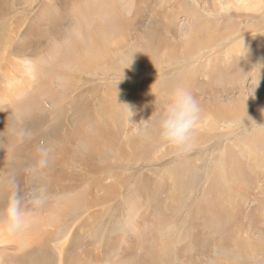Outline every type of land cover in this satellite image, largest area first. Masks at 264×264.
<instances>
[{"label": "rangeland", "instance_id": "rangeland-1", "mask_svg": "<svg viewBox=\"0 0 264 264\" xmlns=\"http://www.w3.org/2000/svg\"><path fill=\"white\" fill-rule=\"evenodd\" d=\"M10 1L0 6V36L7 30L8 35H13L15 45L27 31L29 47L23 58L11 51L6 53V46L1 45L0 66L7 59L28 66L33 60L49 55L44 64L39 58V68L49 66L47 85L51 89L50 84H54V92H59V99L64 100L52 107L45 105L43 98L39 102L42 100L44 109L54 116L59 112L61 137L67 135L66 127H74L70 123L74 117L70 104L77 95L81 96L77 102L86 105L82 116L86 117V124L81 131L95 132L91 125L97 122L103 125L105 133L112 131L116 136L110 150L107 146L102 149L99 143L97 147L86 136L88 151L81 164L69 160L74 158L71 152L76 142L70 146L65 139L59 144L61 148H71L63 154L65 173L71 181L67 179L63 185L74 187L75 190L69 189L72 197L76 191L81 192L79 206L85 212L63 239L58 240L57 235L55 242L56 228L59 222L67 226L73 209L58 218L55 228L48 230L51 235L43 230L37 234L36 241L42 240L45 248L46 264H162V256L166 254L160 253L171 241L176 243L174 248L171 246L174 250L182 251L178 264H188L191 260L203 264H264V144L254 139V134L264 138V4L257 3L253 8L248 6L249 0H241L246 3L238 9L240 4L231 6L229 0L223 8L218 0H101L113 9L116 24L112 23L113 30L108 28L107 32H114L110 35L109 44H112L107 43L99 59L84 62L87 67L81 71L70 53L54 55L49 51L59 46L60 50H70L72 40L81 48L87 47L84 35L90 31L91 24L92 29L97 26L98 31H106L107 27L104 30L102 27L106 16L94 15L97 21L93 23V15L88 14L89 4L97 8L98 0H50L49 3L17 0L16 4ZM44 3L45 10L41 12ZM78 26L84 34L77 30ZM53 32L59 38L51 40ZM44 36H50V41L38 44L36 40ZM147 45L153 53L151 59L142 54ZM132 57L138 61L133 59L131 68H125ZM23 66L22 70L19 67L23 72L18 73L19 78L21 74L27 77L31 74ZM57 80L62 87H57ZM5 83L6 80L0 79L1 85ZM177 87L196 97L203 107L200 116H205L194 132L202 140L193 143L192 150L184 155H177L173 147L162 142L156 128L159 114ZM84 90L86 97L82 96ZM16 97V101H27L24 94ZM100 98L105 112L99 114ZM20 105L18 110L11 108L12 103L2 109L10 118L7 117L3 126L0 123V180L14 171L23 187L28 179L22 169L16 170L15 164L23 161L24 154L31 155L30 145L36 139L31 133L23 140L17 136L18 130L30 123L24 104ZM211 114L226 116L225 120H234L233 124L221 125L219 118L216 120ZM53 120L58 124L57 119ZM4 141L11 145L6 146ZM15 150L18 154L13 153ZM5 188L0 183V189ZM107 191L111 200L103 201ZM55 202L53 195L44 207ZM213 206L222 215L219 226H216L217 216L208 214L211 225L202 215L201 208ZM44 207L30 215L45 216ZM216 227L222 230L220 235L211 234ZM0 229V264H13L20 257L34 264L39 256L38 246H30L22 232L8 233L3 225ZM100 238L112 241L113 247L108 248L103 241L99 243ZM154 238L159 242L157 250L161 248L155 254L145 250L154 244ZM222 249L225 253L221 257Z\"/></svg>", "mask_w": 264, "mask_h": 264}, {"label": "bare ground", "instance_id": "bare-ground-1", "mask_svg": "<svg viewBox=\"0 0 264 264\" xmlns=\"http://www.w3.org/2000/svg\"><path fill=\"white\" fill-rule=\"evenodd\" d=\"M9 0H0V6L1 4L4 2V3H8ZM32 1H35V0H32ZM38 0L35 1V3H37ZM48 3L50 0H46ZM89 1V0H88ZM94 1V0H93ZM97 1V0H96ZM227 0H218V2L220 3L221 7L223 8V6L225 7L226 5V2ZM12 4H16L17 0H12L10 1ZM86 2V1H85ZM229 2H231V6H235V5H239V7H236L238 9H241L243 7V4L245 5L246 2H243L241 0H229ZM3 3V4H4ZM93 3V2H92ZM95 3V2H94ZM97 4V8L96 6H94V4H89L91 5L89 10L86 8V10L89 11L88 14H92V21L93 23H95L96 18L94 20V15H103L104 17L106 16V21L103 20V30L106 28V31H98V27L96 26L95 29H92L90 28V26L92 25H89V29L90 31H85V34L84 35L85 37H87L86 41L87 42V47H83L81 48L80 46H78V44L75 43V41L72 40V47H70L69 49L70 50H60L61 46H59V48H51L49 53H53L54 55H56L57 53L60 54H67V53H70V55L73 56V63L74 64H78L79 66V69H81V71H84V69H86L87 66H85L84 62L85 63H90L92 61H95L96 59H99V57L103 54V51L105 50L106 51V48H107V43L109 44L110 42V35L114 34V32L111 33V31L113 30V28L111 29V26H112V23H115V17H113V9L111 10L112 7H110V5L108 4H105L103 3V1H97L96 2ZM207 3V2H206ZM217 3V2H216ZM257 3L259 4H264V0H249V5L248 6H252L253 8H256L257 7ZM2 4V5H3ZM34 5V3L32 4V6ZM209 6V5H208ZM45 7V3L44 5L42 6L41 5V8L43 9ZM93 7V8H92ZM180 7V6H179ZM241 7V8H240ZM92 8V9H91ZM41 9V10H42ZM85 9V8H83ZM206 12H208V10H206L205 8H203ZM208 9V7H207ZM45 9H43L41 12H44ZM80 10V9H79ZM77 12V14H80V12ZM203 10V11H204ZM40 11V10H39ZM83 11V10H82ZM85 11V10H84ZM87 11V12H88ZM92 11V13H91ZM205 12V13H206ZM40 13V12H39ZM86 11L83 13L85 14ZM82 14V12H81ZM81 14L79 16H81ZM42 15V13H41ZM87 15V14H86ZM88 17H90L89 15H87ZM117 16V15H116ZM82 17V16H81ZM80 17V18H81ZM79 18V17H78ZM85 18V17H84ZM99 18V17H98ZM91 19V17H90ZM91 21V20H90ZM114 21V22H113ZM79 22V21H78ZM87 22L89 23V21L87 20ZM80 24V23H79ZM84 24V23H83ZM116 24V23H115ZM121 25V23H117V25ZM119 25V26H120ZM95 26V25H94ZM115 26V25H114ZM113 26V27H114ZM80 27H81V24H80ZM78 26V29L77 30H81ZM92 27V26H91ZM116 27V26H115ZM85 28V26H84ZM108 28H110V33H107L108 32ZM122 29V27H121ZM28 31H31V28H28ZM76 31V30H75ZM82 31V30H81ZM27 32V31H26ZM26 32L21 36L20 40H18L16 42V44L14 45L13 44V35H8V32L7 30L4 31L3 33L1 32V36H0V46L1 45H5L6 46V53L8 51H11V52H14V54H17L19 57L21 55H23V58L26 57L25 55V51L28 49V41H29V37L26 35ZM57 32V30H56ZM56 32H53V34H50L51 36V40H54V38H59V36H57V33ZM59 32V31H58ZM78 34L80 35V31H77ZM83 32V31H82ZM87 32V33H86ZM216 33V32H215ZM218 33V32H217ZM84 34V32H83ZM43 36V35H42ZM49 36V37H50ZM48 37V36H47ZM41 37L40 39H35L36 42L38 44H40L42 41L45 40V42H49V37ZM116 37V36H115ZM160 40V38H158ZM28 40V41H27ZM80 41V40H79ZM194 42V41H193ZM75 43V44H74ZM80 44V43H79ZM112 44V43H111ZM109 44V45H111ZM84 45V44H83ZM28 46V47H27ZM65 46V45H64ZM27 47V48H26ZM67 48V46H65ZM139 47V46H138ZM147 49L142 52V54L144 53L145 55H147L148 57L151 55H153L151 49H150V45H147L146 46ZM140 48V47H139ZM199 48V46H198ZM55 49V50H54ZM141 49V48H140ZM143 49V48H142ZM136 50V49H135ZM138 50V49H137ZM4 51V53H5ZM117 51V50H116ZM120 51V50H119ZM122 51V50H121ZM139 52H141L140 50H138ZM39 53V52H38ZM121 53V52H120ZM12 55V54H11ZM51 55V54H50ZM81 55H82V58H81ZM49 56V55H48ZM47 56V57H48ZM142 56V55H141ZM140 56V57H141ZM151 56H150V59H151ZM44 57V56H43ZM47 57L45 56L44 58L42 57H39L41 59H43L41 62H43L42 64H44L45 62H47ZM146 57V56H145ZM147 57V58H148ZM39 58L35 61L33 60L32 63H30L28 66L25 65L23 66L25 68V71L26 72H31V74L27 76L25 75H22L21 74V78H19L17 75L18 73H23L21 70V65H18V63L16 61H14L13 59H7L6 62H4L3 66H0V79H4L6 80V83L3 85L0 84V123H2V126L3 124H7L5 123V121L7 122V117H9V114H4V112L2 111L3 108H5V106L7 104H11L12 103V107L13 109H19L20 108V103L24 104L22 106H25L24 108H26V112H27V118H28V121L30 123H28L27 125H25V129L27 130L28 133H31V135H33L36 139V141L32 142L34 145H30V150H31V155L30 156H25L24 154V158H23V161L19 162L18 163L16 162V170L17 169H22V174L24 173L23 170L24 168L29 164L31 163L33 160H34V156H35V147L37 144H39L41 141H46L50 144H54L55 146V153H54V161L50 167V169L45 173V176H44V180L45 182L50 186V198L53 197V195L55 196V201L57 200V202H55L54 205L50 206L51 201H50V204H49V207H44L45 209V216H41L39 217L38 215H41V214H33V215H30V224H29V227L22 231L21 235L22 237H25V240L27 241V243L31 246L33 245H37L38 247L36 248V250L38 249L39 251V256L37 254L36 256V261L34 262V264H46V253L44 252V245L42 244V240L41 242H39V240L36 241V236L37 234H40L39 232L43 230V232H46V234H49L51 235V232H48L49 229L53 228L54 227V223L56 221H58V218L61 219V216L63 213L67 212L68 209L72 210L70 213L72 214L70 216V219L67 223V226L64 224L62 225L63 222H59V226L56 228V236H54V240L56 242V238H58V236H60V239H63L67 236H69V233L73 230L74 226H77V222H79L81 216H83L85 210H82V208H80L81 206H79V202L82 200L81 199V192L78 193V191H76V193L74 194L73 193V197L72 195L70 196V190L72 191L74 189V187H69L68 188L66 186L63 185V182L66 181H71L70 177H68V173L66 174L65 173V167H67L66 165V160L63 159L64 155L63 154H67V152L71 151V148L69 147L68 149H65V147L61 148L59 144H61L65 139L68 140L69 145L72 146V144H75L76 142V145L75 147L73 148V151L74 152H71V154L74 156L73 159H69L71 161V163H78V164H81V162H83L82 160V157L83 155L88 151V148H87V143H86V136H89L93 139V141L95 142L94 144H97V147H98V143L100 144V147L103 149V146H107V150H110V146L112 145V142L113 141V137L115 139V135H113L112 131L111 132H104L105 130L103 129V125H98L96 124L97 122H95V124L91 125L92 129L95 130V132H88L89 134H87V131H81V127L82 125H85L86 124V121L84 119H86V117H82L84 114V109L86 107V105H81L77 102L78 98H80L81 96L78 97L77 96H74V99L73 101H71V104H70V109L73 111V114H74V117H72V121H70L71 124L74 125L73 128H70L69 126L66 127V131L68 130L67 132V137L66 136H62L61 137V133H59L58 131V125L59 123H61L60 119H61V116L59 115V112L55 114V116L52 114V112L48 109H44V105L42 104V100H41V104H40V98H43L44 100V104L45 105H49V106H56L58 105V102L60 101H63L64 99L63 98H60L59 99V96H60V93L59 92H54L55 91V88L53 87L54 84H50V86L52 87L50 89L49 87V84L47 85V77L49 76V72L47 73L46 72V68H49L48 67H44V69H40L39 68ZM136 58V57H135ZM133 58V59H135ZM143 59V58H142ZM149 59V58H148ZM21 62H24L25 59H19ZM47 60V61H46ZM50 60V59H49ZM70 60V58L68 59ZM137 60V58H136ZM147 60V59H146ZM138 61V60H137ZM41 64V65H42ZM52 64V62H51ZM50 64V65H51ZM89 66V65H88ZM20 67V69H19ZM72 67V65H71ZM127 67V66H126ZM21 71V72H20ZM52 71V70H51ZM25 72V73H26ZM47 73V74H46ZM192 73V72H190ZM190 73H189V76H190ZM48 75V76H47ZM185 76H187L185 74ZM62 77V76H61ZM19 78V79H18ZM43 78H45L46 82H43ZM178 78H182V77H178ZM185 78V77H184ZM175 80V79H174ZM185 80V79H184ZM191 80V79H190ZM57 87L60 88L62 87V84L57 80ZM175 83V82H174ZM46 84V85H45ZM177 85V84H176ZM179 85V84H178ZM166 87V86H165ZM169 89V88H168ZM167 89V90H168ZM63 91V90H62ZM171 91V90H170ZM85 92H87V90L85 91L84 90V93L82 94V96H85L86 97V94ZM92 92V91H91ZM22 94H24V99H27V101L25 100L24 102H20V101H16L17 97L16 96H22ZM93 94V92L91 93ZM63 96L65 95L66 97V94L65 92H63L62 94ZM16 97V98H15ZM109 98V96H106ZM16 99V100H15ZM29 99V100H28ZM80 101V99H79ZM102 102V103H101ZM109 102V101H108ZM14 103V105H13ZM84 103H88L86 100L84 101ZM100 108H99V114L100 112H105V109L103 107V99L100 98ZM108 104V103H107ZM20 105V106H19ZM48 106V107H49ZM213 106L212 105H209V107ZM9 107V106H7ZM103 107V108H102ZM106 107V106H105ZM208 107V108H209ZM23 108V109H24ZM28 108V109H27ZM108 108V107H107ZM113 108V107H112ZM115 108V107H114ZM12 109V111H13ZM21 109V110H23ZM52 109V108H51ZM62 111L64 110V108L62 107L61 108ZM4 110V109H3ZM10 110V109H9ZM8 110V111H9ZM25 110V109H24ZM201 110L203 111V107L201 106ZM7 111V110H6ZM49 111V113H47ZM109 111V110H108ZM111 111V110H110ZM109 111V112H110ZM7 113V112H6ZM108 113V112H107ZM152 113V112H151ZM212 113H214V108L212 109ZM18 114H20L18 112ZM25 115V116H26ZM51 115V118H49V116ZM53 115V116H52ZM111 115V114H110ZM153 115V113H152ZM21 116V115H20ZM203 116V115H202ZM209 116V115H208ZM212 116V114H211ZM210 116V117H211ZM24 117V116H23ZM205 117V116H204ZM204 117H201L200 116V120L198 122L197 125H199V123L201 122V119L204 118ZM214 119H217L219 118L220 122L219 124L221 125H224L225 123L229 122V126H231L233 123L231 121H234V120H231V119H226V116H221V115H216V114H213L212 116ZM51 119V121H50ZM53 119H57L58 121V124H54L53 123ZM9 120V119H8ZM63 120V119H62ZM156 120V119H155ZM222 120V121H221ZM111 122V121H110ZM157 122V121H156ZM207 122V121H206ZM9 123V122H8ZM108 124V123H106ZM207 124H205L204 126L206 127ZM1 126V127H2ZM43 126H46L44 127V130H43ZM65 126V125H64ZM61 128V126H59ZM84 127V126H83ZM209 127V125H207V128ZM63 128V127H62ZM61 128V129H62ZM3 129V128H2ZM61 129H59L61 131ZM73 129V130H72ZM206 130V129H204ZM3 131V130H2ZM15 131V130H14ZM116 133V132H115ZM118 133V131H117ZM123 133V136L125 137V133L124 131L122 132ZM5 134V132H4ZM119 134V133H118ZM121 134V133H120ZM15 135V134H14ZM254 139L256 141H259L260 143H263L264 144V138H260V136L258 137L256 134H254ZM9 136V135H8ZM17 136H18V133H17ZM128 136V135H127ZM7 137V136H6ZM31 137V136H30ZM66 137V138H65ZM264 137V136H263ZM13 138V137H12ZM80 138V139H79ZM202 136L199 138V134L198 133H194V141L193 143L195 144H199L200 141L202 140L201 139ZM15 139V138H14ZM30 139V138H29ZM201 139V140H200ZM12 140V139H11ZM15 141V140H13ZM160 141V140H159ZM8 142V141H7ZM7 142L4 141V144L6 146H8L9 144H7ZM85 144L87 145L86 146V149L84 151H81L79 149V145L81 144ZM1 144V143H0ZM56 144V145H55ZM11 145V144H10ZM59 146V147H58ZM8 148V147H7ZM25 148V147H24ZM263 148H264V145H263ZM3 149H4V146H3ZM3 149H1V151H3ZM14 149V148H13ZM21 149V148H20ZM19 149V150H20ZM7 151V150H6ZM8 152H10V150H8ZM15 152V154H18V150H15L13 151V153ZM102 152V151H101ZM21 153H22V149H21ZM30 153V152H29ZM1 154V153H0ZM3 154V153H2ZM5 154V153H4ZM12 154V153H11ZM70 154V153H68ZM221 154V152H220ZM222 155V154H221ZM97 156V154H96ZM212 156V155H211ZM210 156V157H211ZM215 156V155H214ZM213 156V157H214ZM85 157V156H84ZM8 158V156H7ZM62 158V159H61ZM93 158V157H92ZM211 159V158H210ZM7 160V159H6ZM213 160V159H212ZM8 161V160H7ZM69 161V162H70ZM92 161V160H90ZM2 162V161H1ZM3 163V162H2ZM11 163H13L11 161ZM1 165V164H0ZM3 165V164H2ZM85 165V164H84ZM13 166H14V163H13ZM2 167V166H0ZM5 167V166H4ZM7 167V166H6ZM239 168V164L236 165V168ZM92 168V167H91ZM1 169V168H0ZM3 169V168H2ZM6 170H8V168H6ZM10 170V169H9ZM19 171V170H18ZM87 171V170H86ZM89 171V170H88ZM240 171V170H239ZM1 172V171H0ZM2 173V172H1ZM8 173V172H7ZM1 175V174H0ZM4 175V174H3ZM2 175V176H3ZM24 175V174H23ZM18 176V174H17ZM25 176V175H24ZM4 177V176H3ZM27 178V177H26ZM21 179H22V176H21ZM20 179V180H21ZM28 180L26 181V183H29L30 180L29 178H27ZM22 182V180H21ZM20 182V183H21ZM149 182V181H148ZM52 183V185H51ZM21 186H22V183H21ZM5 187V186H4ZM2 187V188H4ZM109 188H111L109 185L107 186V190H110ZM70 189V190H69ZM75 190V189H74ZM94 190V189H93ZM105 191H106V188H105ZM109 191H107V193L105 194V196H103L104 198L103 201H108L110 198H109ZM83 194V193H82ZM110 195H113V194H110ZM156 195V194H155ZM8 196V188H5L3 190L0 189V208H3L4 207V203L6 201V198ZM85 196V195H84ZM89 196V195H88ZM72 197V198H71ZM83 197V196H82ZM112 197V196H111ZM49 198V199H50ZM70 198H71V202H70ZM101 198V197H100ZM106 198V199H105ZM60 199V201H59ZM73 199V201H72ZM111 200V199H110ZM152 201V200H151ZM70 204V205H69ZM150 205V204H149ZM48 206V205H47ZM88 206V205H87ZM92 208V207H91ZM84 209V208H83ZM47 210V212H46ZM202 210V215L205 216V218L207 219V221H209V223L212 225L211 221H210V218L208 217V214L209 213H212L213 215L217 216L218 217V220H216L217 222V225L216 226H219V223L223 222L221 221L222 219L220 218L222 215L220 214V212L216 211L214 209V206L211 207H207L205 209L201 208ZM69 211V210H68ZM74 211V212H73ZM139 215V214H138ZM64 217V216H63ZM160 218V217H159ZM63 220V219H62ZM130 220V219H129ZM132 220V219H131ZM219 222V223H218ZM157 224V223H155ZM154 224V225H155ZM151 225V224H150ZM160 225V224H159ZM215 226V224H213ZM158 226V224H157ZM162 227V226H161ZM193 229L195 228V226H192ZM55 228V227H54ZM80 228V227H79ZM82 228V227H81ZM80 228V230H82ZM163 228V227H162ZM217 228V227H216ZM40 229V230H39ZM138 229V225L134 226V229L133 231H137ZM1 230V229H0ZM79 230V231H80ZM97 230V229H96ZM78 231V230H77ZM78 231V232H79ZM219 231V232H217ZM222 230L220 228H217L214 232L213 231H210L211 234H221ZM105 233V232H104ZM161 233V232H160ZM33 234H35V236H32ZM79 237V233H77ZM153 234V233H152ZM58 235V236H57ZM41 237L42 234L40 235ZM99 236V235H98ZM51 237V236H50ZM76 237V236H75ZM127 238L129 239V235L127 236ZM42 239V238H40ZM92 239V238H91ZM57 240V241H58ZM88 240V239H87ZM123 240V239H121ZM119 240V243L120 241ZM246 240V239H245ZM101 241H103V238H100V240L98 241L99 243H101ZM104 245L107 246L108 248H112L113 246V242L110 241L109 239L106 240L104 239L103 241ZM154 242V244H153ZM156 243L159 244L158 240H152V244L153 245H149L147 248H145L146 251H151L152 253H158V252H161V248L158 249L160 251L157 250L156 247ZM56 244V243H55ZM96 244V243H95ZM176 243L175 242H168V244H165V246L167 245V249L162 250V252L160 253V255L162 254H166V256H162V260H164V262L162 264H178V257L181 255V250H174V245ZM71 245V244H70ZM94 245V244H93ZM92 246V245H91ZM173 246V248L171 247ZM222 247V246H221ZM224 247V246H223ZM221 250V249H220ZM164 251V253H163ZM225 250L222 249V252H220V255L221 257L223 256V254L225 253L224 252ZM47 252V251H46ZM57 254L60 255V252L58 251L57 249ZM123 254H125V251H123ZM169 256V257H168ZM177 258L176 260L174 259L175 257ZM190 256V255H189ZM31 257V256H30ZM173 259V262H168L166 261V258L170 259L172 261ZM60 258V257H58ZM165 258V259H164ZM90 259V258H89ZM216 261V260H215ZM200 261H188V264H203L202 262ZM217 262V261H216ZM219 262V261H218ZM221 262V261H220ZM13 264H32V262H27V261H24L23 258H18L14 261ZM218 264V263H217Z\"/></svg>", "mask_w": 264, "mask_h": 264}, {"label": "clouds", "instance_id": "clouds-1", "mask_svg": "<svg viewBox=\"0 0 264 264\" xmlns=\"http://www.w3.org/2000/svg\"><path fill=\"white\" fill-rule=\"evenodd\" d=\"M132 60L133 57L125 68H131ZM128 110L132 115L130 106ZM200 115L201 106L196 97L187 89L177 87L171 93L156 122L160 140L173 147L177 155L190 152ZM18 135L23 140L29 134L26 129H20ZM79 149L84 151L86 145L82 143ZM54 153V145L41 141L35 147L34 160L23 170L24 175L30 180L29 183L22 187L14 171L0 180V183L8 188L4 207L0 209V225H3L8 233L15 234L26 230L30 224V212L47 204L51 193L44 176L54 161Z\"/></svg>", "mask_w": 264, "mask_h": 264}]
</instances>
